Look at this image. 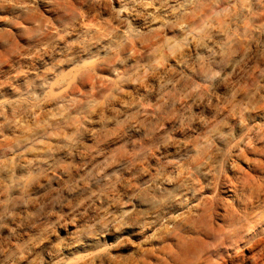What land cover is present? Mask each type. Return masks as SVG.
Segmentation results:
<instances>
[{
    "label": "clouds",
    "instance_id": "1",
    "mask_svg": "<svg viewBox=\"0 0 264 264\" xmlns=\"http://www.w3.org/2000/svg\"><path fill=\"white\" fill-rule=\"evenodd\" d=\"M0 40V264H264V0H0Z\"/></svg>",
    "mask_w": 264,
    "mask_h": 264
},
{
    "label": "bare ground",
    "instance_id": "2",
    "mask_svg": "<svg viewBox=\"0 0 264 264\" xmlns=\"http://www.w3.org/2000/svg\"><path fill=\"white\" fill-rule=\"evenodd\" d=\"M62 2L67 3V2H69V0H62ZM20 43L23 44V43H25V41L21 40ZM2 49H3V43H2V40H0V50H2ZM7 68H8V66L7 65H4L5 71H7ZM241 163L244 164L243 161ZM244 166L246 167L247 165L245 164Z\"/></svg>",
    "mask_w": 264,
    "mask_h": 264
}]
</instances>
